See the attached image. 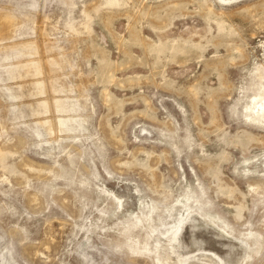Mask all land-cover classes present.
<instances>
[{"label": "rangeland", "instance_id": "obj_1", "mask_svg": "<svg viewBox=\"0 0 264 264\" xmlns=\"http://www.w3.org/2000/svg\"><path fill=\"white\" fill-rule=\"evenodd\" d=\"M0 264H264V0H0Z\"/></svg>", "mask_w": 264, "mask_h": 264}]
</instances>
